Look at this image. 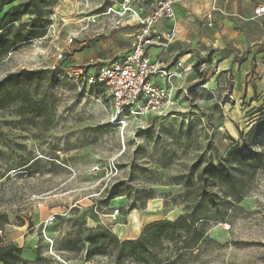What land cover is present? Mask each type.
Here are the masks:
<instances>
[{
  "label": "rangeland",
  "instance_id": "374dc122",
  "mask_svg": "<svg viewBox=\"0 0 264 264\" xmlns=\"http://www.w3.org/2000/svg\"><path fill=\"white\" fill-rule=\"evenodd\" d=\"M82 3L60 0L52 7L45 37L0 63V80L23 69L42 71L38 98L44 96L51 106L47 118L22 126L0 112L1 239L25 245L21 256L27 259L31 250L25 239L32 238L39 264H112L106 256L84 263L87 247L81 240L91 229L133 240L151 221L177 218L184 212L179 196L186 190L175 179H194L190 167L198 160L201 167L216 165L237 147L264 165V94L259 90L264 89V17L256 29L239 14L216 13L209 26L210 6H190L178 55L190 54L196 71L183 85L172 83L175 109L163 118H147L148 128L137 131L130 122L118 125L107 89L92 81L99 65L127 54L134 30L122 27L114 35L106 31L68 45L80 18L76 6ZM234 175L243 199L234 202L225 190L212 189L221 206L207 212L206 232L217 246H203L198 259L186 264H264V166L252 175ZM117 183L131 200L123 196L103 206L105 189ZM142 190H152L155 199L143 211L124 214ZM159 203L162 209L156 212ZM51 215L55 222L45 226Z\"/></svg>",
  "mask_w": 264,
  "mask_h": 264
},
{
  "label": "trees",
  "instance_id": "16d2710c",
  "mask_svg": "<svg viewBox=\"0 0 264 264\" xmlns=\"http://www.w3.org/2000/svg\"><path fill=\"white\" fill-rule=\"evenodd\" d=\"M59 1L0 0V63L15 49L45 37L47 28L51 25L52 7ZM24 17L30 19L22 25L21 20ZM194 70L196 71V67ZM44 80V74L39 70L23 69L9 73L0 80V112L17 118V126H22L24 121L34 122L47 118L50 103L44 96L38 98V91ZM263 166L260 158L249 156L237 147L230 149L225 158L216 165L201 167L198 160L190 167L194 179H175L176 184L186 190L179 196L182 199L180 204L184 205L182 214L172 221L160 220L143 226L138 237L133 240L121 241L109 231L91 229L80 242L87 247L84 263H91L101 256L112 258V264H186L191 259H198L203 246H217L206 232L209 223L207 212L221 206L220 197L212 189L219 187L228 192L234 202H240L243 195L236 189L238 182L234 173L252 175ZM105 191L102 201L105 207L110 201L123 196L131 200L130 195L123 192L121 183ZM154 199L152 190H142L139 198L133 200L124 214L134 210L143 211L146 202ZM163 205L168 207L166 203ZM21 254L22 248L11 243L3 244L0 238V264L28 262Z\"/></svg>",
  "mask_w": 264,
  "mask_h": 264
},
{
  "label": "built area",
  "instance_id": "2783aa9c",
  "mask_svg": "<svg viewBox=\"0 0 264 264\" xmlns=\"http://www.w3.org/2000/svg\"><path fill=\"white\" fill-rule=\"evenodd\" d=\"M185 1L187 0H153L147 3V0H104L106 5L89 9L90 11L86 9L78 14L79 28L70 33L68 45L86 31L98 36L106 31L122 28L128 23L135 29L128 53L122 59L99 65L92 78L94 83L107 89L117 123L123 128L130 122L136 124L137 131H144L148 128L147 118L168 116L176 107V90L172 80L193 74L191 66L179 72L167 70L163 56L151 62L149 52L151 47H157L166 53L174 40V28L164 34L156 33L153 28L161 21H173L175 7ZM85 2L86 0L84 4ZM263 15V6L254 9V18ZM61 52L57 53L56 60L63 59ZM89 63H93V60ZM180 67L178 64L177 69ZM151 77L160 78L164 84H153ZM91 172H98V167H93ZM113 213L117 215L118 209ZM54 222L55 215H51L46 219L45 226H51ZM1 236L0 231V238ZM57 260L60 261L58 257Z\"/></svg>",
  "mask_w": 264,
  "mask_h": 264
},
{
  "label": "crops",
  "instance_id": "0c3cea01",
  "mask_svg": "<svg viewBox=\"0 0 264 264\" xmlns=\"http://www.w3.org/2000/svg\"><path fill=\"white\" fill-rule=\"evenodd\" d=\"M20 1H22V0H20ZM152 1L153 0H147V3H151ZM202 3L204 5L210 6L209 13H208L209 19L212 18V15H215L216 13H218V14L220 13V15H224V13H225V16H234V17H238V18H240V16H242V19H244L245 21L251 22L252 27L256 28V26H260L259 22L264 17V15H263L260 18H254V9L259 7V6L264 7V0H187L184 3L177 5L175 7V18L173 21H171V22L161 21L153 28V30L159 34L168 33L172 28H174L175 36H174L173 42L170 44V46L167 49L165 54L163 53V50L161 48H157V47H151L150 48L149 52H150V61L151 62H154L160 56H163L164 62H165V68L167 70H171V71L176 70L179 72L185 67H188V66L194 67V61H193V59H190V56H189L190 54L189 55L182 54L181 56L178 55L183 48L182 47V42H183L182 40H184L183 35L181 34V24L185 20L184 18L186 15H188V17H190V15L188 13V12H190V11H188L189 7L197 5V4L199 5ZM251 3H255L254 8L251 7ZM106 4L107 3H105L104 0H86L85 4L82 3L81 4L82 6L80 5V7H78V5H77L76 10L74 8V10L77 12L75 16H79L78 14L80 11H85L86 9H87L86 11H90L92 9H96L100 5H106ZM244 9H246V11H243ZM211 21H212V19L208 20V22L206 24H210ZM77 22H78V20H76L74 23V25H75L74 31H77L79 28V25ZM124 28L133 29L135 31V29L132 27V25L130 23L126 24L124 26ZM112 31H114V32H112ZM112 31H107L108 33L105 35H108V36L111 34L114 35L116 30H112ZM93 35L94 34L90 31L82 32L80 34V36L78 37V39L83 40L87 36H93ZM98 36H102V34L98 35ZM89 60H93V58H90ZM178 64L181 66L180 69H177ZM191 76H192V74L185 75V76H182L179 78H175L172 80V83L183 85L184 83L187 82V80ZM151 82L153 84H158V85L164 84V82L158 77H151ZM262 86L264 87V85H262ZM259 90L264 94L263 88H261ZM176 96H177V90L175 92V97ZM161 209H162L161 203H159L155 206L156 212L160 211ZM157 221H159V220H157ZM153 222H155V221H153ZM150 223H152V221ZM28 238H31V237L29 236ZM25 240L27 242L26 244L28 245V249L31 250V253L27 257V259L25 258L24 260L28 261L29 263L39 264L36 262L38 252H36L34 250L35 248H37L36 243H34V240L32 238L31 239L26 238ZM28 240H30V242H31L30 244H29ZM31 240H33V241H31ZM9 243L15 244L13 242H7V243L3 242V244H9ZM17 246L19 248H22V254H24L23 250L25 249V245L20 244Z\"/></svg>",
  "mask_w": 264,
  "mask_h": 264
}]
</instances>
